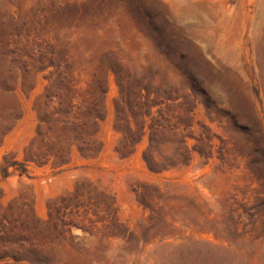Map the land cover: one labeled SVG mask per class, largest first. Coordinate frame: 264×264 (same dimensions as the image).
<instances>
[{"label": "rangeland", "instance_id": "374dc122", "mask_svg": "<svg viewBox=\"0 0 264 264\" xmlns=\"http://www.w3.org/2000/svg\"><path fill=\"white\" fill-rule=\"evenodd\" d=\"M0 264H264V0H0Z\"/></svg>", "mask_w": 264, "mask_h": 264}, {"label": "trees", "instance_id": "16d2710c", "mask_svg": "<svg viewBox=\"0 0 264 264\" xmlns=\"http://www.w3.org/2000/svg\"><path fill=\"white\" fill-rule=\"evenodd\" d=\"M121 83V81H120ZM124 83V84H123ZM125 81L122 82L121 86L125 85ZM120 92L122 93V98L126 99L129 106L135 110V112L138 114V111L141 110L143 107H148L151 102L154 101L150 100V93L147 91L146 93L142 94L140 88H120ZM140 115V114H139ZM126 130L128 131V137H133L134 135H142L143 134V127H144V121L141 119V121L137 122V127L135 129H132L129 124H126ZM153 133L159 132V129L157 127L151 126ZM152 133V135H153ZM133 139V138H132ZM148 165L151 167V164Z\"/></svg>", "mask_w": 264, "mask_h": 264}]
</instances>
